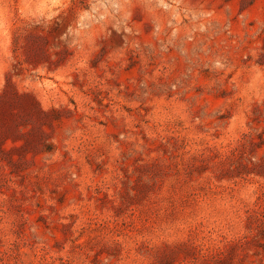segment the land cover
<instances>
[{"label": "rangeland", "instance_id": "rangeland-1", "mask_svg": "<svg viewBox=\"0 0 264 264\" xmlns=\"http://www.w3.org/2000/svg\"><path fill=\"white\" fill-rule=\"evenodd\" d=\"M0 264H264V0H0Z\"/></svg>", "mask_w": 264, "mask_h": 264}]
</instances>
